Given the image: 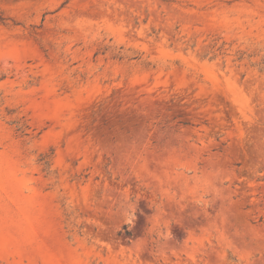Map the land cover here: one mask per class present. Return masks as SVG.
Masks as SVG:
<instances>
[{"label":"rangeland","instance_id":"1","mask_svg":"<svg viewBox=\"0 0 264 264\" xmlns=\"http://www.w3.org/2000/svg\"><path fill=\"white\" fill-rule=\"evenodd\" d=\"M0 18V264H264V0Z\"/></svg>","mask_w":264,"mask_h":264},{"label":"trees","instance_id":"2","mask_svg":"<svg viewBox=\"0 0 264 264\" xmlns=\"http://www.w3.org/2000/svg\"><path fill=\"white\" fill-rule=\"evenodd\" d=\"M0 21H4V19L3 18H0Z\"/></svg>","mask_w":264,"mask_h":264}]
</instances>
